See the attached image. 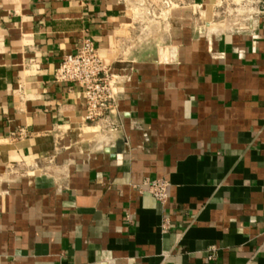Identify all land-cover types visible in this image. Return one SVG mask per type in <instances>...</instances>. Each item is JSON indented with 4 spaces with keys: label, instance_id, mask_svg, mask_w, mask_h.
I'll list each match as a JSON object with an SVG mask.
<instances>
[{
    "label": "crops",
    "instance_id": "crops-1",
    "mask_svg": "<svg viewBox=\"0 0 264 264\" xmlns=\"http://www.w3.org/2000/svg\"><path fill=\"white\" fill-rule=\"evenodd\" d=\"M170 1L0 0V264H264V13ZM87 36L115 128L55 79Z\"/></svg>",
    "mask_w": 264,
    "mask_h": 264
},
{
    "label": "built area",
    "instance_id": "built-area-1",
    "mask_svg": "<svg viewBox=\"0 0 264 264\" xmlns=\"http://www.w3.org/2000/svg\"><path fill=\"white\" fill-rule=\"evenodd\" d=\"M170 2L165 0L166 4ZM261 2L262 6L254 12L264 13V0ZM55 79L76 82L83 87L87 120L104 118L108 126L117 127L113 115L120 99L121 74L111 62L103 58L91 37L83 38L76 51L68 52L62 57L55 71ZM168 186L169 180L166 177L146 178L139 184V189L151 192L161 203H165L169 196ZM169 225V218H163L161 229L166 231Z\"/></svg>",
    "mask_w": 264,
    "mask_h": 264
},
{
    "label": "rangeland",
    "instance_id": "rangeland-1",
    "mask_svg": "<svg viewBox=\"0 0 264 264\" xmlns=\"http://www.w3.org/2000/svg\"><path fill=\"white\" fill-rule=\"evenodd\" d=\"M261 0H219L220 15L234 23L262 6Z\"/></svg>",
    "mask_w": 264,
    "mask_h": 264
}]
</instances>
